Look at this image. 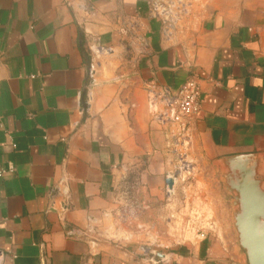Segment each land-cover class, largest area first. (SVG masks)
Masks as SVG:
<instances>
[{
  "label": "crops",
  "instance_id": "crops-1",
  "mask_svg": "<svg viewBox=\"0 0 264 264\" xmlns=\"http://www.w3.org/2000/svg\"><path fill=\"white\" fill-rule=\"evenodd\" d=\"M165 2L0 0V264H247L213 226L96 238L128 185L142 207L171 200L186 161L223 178L227 158L252 156L264 188V0H186L169 16ZM190 76L201 111L178 137L148 88Z\"/></svg>",
  "mask_w": 264,
  "mask_h": 264
},
{
  "label": "rangeland",
  "instance_id": "rangeland-1",
  "mask_svg": "<svg viewBox=\"0 0 264 264\" xmlns=\"http://www.w3.org/2000/svg\"><path fill=\"white\" fill-rule=\"evenodd\" d=\"M184 11L174 9L173 13L180 15ZM182 178L183 183L171 200L148 201L143 207L132 200L129 195L132 189L128 185L124 190V197L114 203V208L108 216L109 222L103 226L104 232L96 234V238L112 244L173 243L184 234L187 226H213L216 234L234 241L239 247L232 215L236 208L219 172L211 164H202L195 159L186 161ZM185 192L196 200H187ZM181 205L188 211L176 217L174 214L180 210L175 211L180 209Z\"/></svg>",
  "mask_w": 264,
  "mask_h": 264
},
{
  "label": "water",
  "instance_id": "water-1",
  "mask_svg": "<svg viewBox=\"0 0 264 264\" xmlns=\"http://www.w3.org/2000/svg\"><path fill=\"white\" fill-rule=\"evenodd\" d=\"M223 180L232 195L234 228L237 243L247 264H264V188L256 176V160L237 156L224 161ZM168 189L173 180L166 179Z\"/></svg>",
  "mask_w": 264,
  "mask_h": 264
},
{
  "label": "built area",
  "instance_id": "built-area-1",
  "mask_svg": "<svg viewBox=\"0 0 264 264\" xmlns=\"http://www.w3.org/2000/svg\"><path fill=\"white\" fill-rule=\"evenodd\" d=\"M165 1L163 5L166 8L160 9L163 15L172 14L173 5L177 10H184L186 0ZM157 12L158 9L154 8V13ZM141 43H144L143 39ZM148 99L156 121L176 126L178 137L185 136L189 124L198 118L201 111L200 87L195 76H190L174 93L166 87L151 85L148 88Z\"/></svg>",
  "mask_w": 264,
  "mask_h": 264
}]
</instances>
